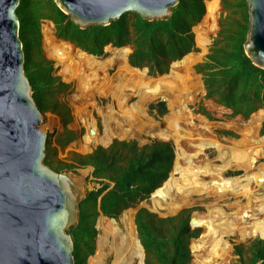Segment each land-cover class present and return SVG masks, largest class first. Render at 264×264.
I'll return each instance as SVG.
<instances>
[{
    "label": "trees",
    "instance_id": "trees-1",
    "mask_svg": "<svg viewBox=\"0 0 264 264\" xmlns=\"http://www.w3.org/2000/svg\"><path fill=\"white\" fill-rule=\"evenodd\" d=\"M205 1L207 0H179L167 21L147 22L137 15L125 14L109 26H91L84 30L73 25L52 0L19 2L16 16L24 58V75L30 84L32 98L38 110L42 114L55 115L62 127L60 134H46L44 164L57 173L91 167L92 177L100 185L97 190L87 192L79 206L78 224L67 233L73 245L74 264H86L87 257L93 255L96 237L94 219L98 211L103 218L115 219L123 210L148 198L166 181L172 168L174 152L167 142H153L141 148H137L134 142H114L107 150L98 147L89 155H73L67 160L57 158L59 150L76 140L75 133L67 128L72 121L70 109L64 101L59 100V97L68 94L70 85L52 76L53 62L46 59L40 48V22L50 21L56 38L91 56H102L103 48L108 45L113 48L129 46L131 52L127 57V65L133 71L140 75H162L167 73L172 62L179 61L193 50L191 28L204 15ZM229 1L219 0L221 8L230 9ZM232 2H235V7L240 11L239 21L229 30L217 33V39L204 61L195 66L194 70L201 75L204 98L227 110L232 119L243 122L256 110L264 109V70L253 66L243 52L242 45L248 30L245 0ZM43 33L51 35L46 24ZM125 51L127 50L107 48V59H112L101 63L99 61L102 59L85 57V65L92 71L104 72L105 67L117 66ZM149 109L157 110L160 116L166 112L163 102L151 105ZM201 113L209 118L204 111L201 110ZM194 121L206 130H211L201 117ZM254 122L257 124V120H254L249 122V126L255 127ZM260 132L264 134V119ZM109 142L104 138L100 139L102 145L107 146ZM104 180L113 184L110 189ZM249 212L246 211L241 216L243 222H247V218L251 216ZM188 224L187 213L168 219H156L145 209H140L134 215L139 242L146 256H153L158 264L188 262V240L197 234V231L189 230ZM142 248L136 239L139 256L140 251L143 254ZM97 249L99 252L90 258L92 264L102 263L104 251L99 244ZM233 254L237 259L232 264H264V240H254L245 249L242 245H235Z\"/></svg>",
    "mask_w": 264,
    "mask_h": 264
},
{
    "label": "water",
    "instance_id": "water-1",
    "mask_svg": "<svg viewBox=\"0 0 264 264\" xmlns=\"http://www.w3.org/2000/svg\"><path fill=\"white\" fill-rule=\"evenodd\" d=\"M19 2L0 0V264H74L67 233L78 224L80 203L93 189L83 191L82 178L54 172L44 164L46 129L40 127L45 114L36 107L24 75L16 16ZM52 2L84 30L109 26L125 14L147 22L167 21L179 0ZM245 3L248 30L243 52L253 66L264 70V0ZM193 221L191 217L189 224ZM258 237L264 240V235Z\"/></svg>",
    "mask_w": 264,
    "mask_h": 264
},
{
    "label": "rangeland",
    "instance_id": "rangeland-1",
    "mask_svg": "<svg viewBox=\"0 0 264 264\" xmlns=\"http://www.w3.org/2000/svg\"><path fill=\"white\" fill-rule=\"evenodd\" d=\"M229 2H230L229 3L230 9L224 10L221 8L219 0L205 1L204 2V7H205L204 15L202 16L200 21L191 28V33L193 34L194 48L191 52L186 54L183 58L187 56H191V55H196V56L200 55V58L198 61L193 63L189 71L191 75L190 83L191 85L196 84L197 88L193 91L190 90L191 93L188 95V101L185 107V113H186V116L189 117L195 125H197L198 123L195 122L194 119L197 120L199 117L204 119L211 128L209 132L211 133L212 137L214 139H217L219 142H221L224 145H226L224 141L239 142L242 138H246L248 140L255 141V142L258 141L264 145V134H261L260 132L261 123L264 119V109L256 110L243 122L241 120L238 121L237 119H232L230 117L231 116L230 113L227 110H224L223 108L215 105L211 100L204 98L205 91L203 88V82H202L201 75L197 74L194 70L195 66H197L198 64H201L204 61L205 56L208 54L209 49L212 47V44L214 43V41L217 39V33L222 30H229V28L232 25H234L235 23L239 21L240 11L235 7V2H232V0H230ZM44 24L49 26V29L51 30V35L48 33H43ZM201 27H207L208 32L205 35H203L202 38L198 39L197 30H199ZM40 33H41L40 48H41L42 54L46 57V59L53 62L52 76L54 78L60 79L61 82L70 85V90L68 94H66L63 97H59V100L64 101L70 109L72 121L68 125L67 128L75 133L76 140L70 143L63 150H59L57 152V158H59L60 160H67L73 155H80V156L88 155L92 153L94 149L98 147L104 150H107L108 148H110V146L113 145L114 142H117V143L134 142L137 148L150 145L153 142H167V143H170L171 148L174 152L173 142L171 140H162L156 137V134L159 132V129H156V127H154L156 124L160 123L162 119H164L169 114V108H168V104L166 102L165 97H160V98L150 100L144 105L145 118L147 121H149V123L148 122L147 123L150 126H146V128L138 129L132 123L127 124L126 122H123L121 123V127H118L117 126L118 124L114 121V119L116 118V116L120 115V112L118 111L116 103L111 98L104 97V96L103 97H100V96L91 97L89 94H86V95L83 93L81 94L79 91H77L78 84L75 81H66L64 78L61 77L62 76L61 68L63 66L61 62L66 57L73 56L75 52H78V51H76V49L72 45L68 44L67 42H64L56 38V36L54 35L55 34L54 28H53V34H52L51 24L46 20H42L40 22ZM107 48L116 49V50L126 49L127 51L124 52L123 54L124 57L119 61L118 65L124 61L127 64V57L131 52V49L129 46H125L122 48H113L110 45L105 46L103 48V55L100 57H95L97 59H102L99 62L105 63L106 61L112 59V58L107 59L109 57V53L105 52ZM80 54L83 56V66L85 69V66H86L85 57L87 58L89 57L85 56L82 53ZM183 58L180 59V62L182 61ZM173 64L174 62L170 64L168 71L165 74L154 75V76L146 75L147 78H151V79H144V77H142L140 74L135 72L138 75L139 79H141V85L137 87H134V86L131 87V86L125 85V88L122 92L123 96H133V98H130L129 102L127 103L128 106L126 105L125 109L132 108L136 104L137 99L134 97L138 96L139 94L144 92L146 89H148L149 87L148 84L151 81L157 80L161 77H168L170 75V68ZM117 66L110 67V68L105 67V71L103 73L106 74L108 78H111L113 74L115 73ZM87 71H90V70H87ZM114 85H115V82L113 83V86ZM76 96L81 97L80 104L82 102L81 104L82 107L79 110L81 111L83 109L81 112L86 115V118L88 121L87 123L94 125L93 126L94 127L93 138L87 145L84 144V140H83L87 130L82 124V122L80 121L79 119L80 115H78L77 109L74 107L73 102H72L73 98L74 100H76ZM160 102L164 103L165 110H166L165 114L162 116L157 114V110L149 109L151 105L155 106L156 104ZM201 110L204 111L208 115L209 118H206L201 113ZM254 120L255 121L257 120V124L256 122H254L255 127L249 126V122L254 121ZM199 126L203 127L201 126V124L198 125V127ZM44 128L46 129V134H53L55 132L57 134H60L62 132V127L59 123L58 118L55 115H52L50 113H46L43 117V123L40 127V130L43 131ZM101 138H104L110 141L109 144L107 146L100 144ZM205 155H207L208 159L210 158L209 161L211 163L213 162L212 163L213 166L215 165L216 167H220V166H223L225 163V160L223 161V160H219L216 158L217 155L213 149H206ZM122 165H125V163L122 162ZM172 170H173V166L171 168V171L168 174V177H167L168 180H169L170 175L172 174L171 173ZM248 171L250 172V174L242 170H239L236 166L232 164L228 168V170L224 172L223 179H238L240 181V185L242 186V185H245V181H244L245 176L249 177L254 174L258 175L260 171L261 173L264 174V154L263 153H261L260 157L257 158L256 163ZM66 173H63V174H66ZM90 173H91L90 168H79L71 172L72 175L83 179V183H84L83 191H86V189L88 188L97 190L100 186L99 184L95 183L91 179ZM245 173L246 175H244ZM259 178H263V176ZM262 182H264V180ZM249 184H250V187L252 186L254 187V185L251 182ZM110 186H112V184H110ZM162 186H163V183L161 184L160 188ZM174 196H171V198L173 197L172 199L170 198L172 200L171 202L169 201L165 202V205H167V209L164 208L163 210H160V211L152 210L153 205L151 203V197L149 196L148 198L144 200L138 201L134 205V207H130V208L123 210L115 219L103 218L98 212L97 216L94 219V227H96L97 229L96 237L94 239V244H93L94 251H93V255L87 257L86 264H92L90 258L93 257L94 254H97V252H99V250L97 249V245L102 240L103 230L106 229L108 225H111L113 223H118L124 214H127L129 217H131V226L133 230V236H134V241H135L134 246H135V251H136V257L134 259L133 264H158L153 256L147 257L144 251H143V254L140 251L141 256H139L137 249H136L137 231H136V227L134 226L133 220H134L135 213L140 209H145L149 214L154 215L156 219L173 218V217H176L180 213H182L183 215L187 213L188 220L192 217L194 221L188 224L189 230L197 231V234L195 237H191L188 240L189 260L186 264H196L195 259H193V256H192V248L195 245L205 244L204 240L206 239V231H205L204 223L209 214L208 210L211 209V208H208V204L211 201H207L205 197L203 196L198 197L195 195L191 197L192 199H190L189 203L185 204L186 206L176 205L177 201L175 200ZM227 201L220 202L219 205H215L213 207V208L215 207L219 208L221 211H223V213L226 216H228L225 218V220L231 221L232 228L224 232L222 230H219V228L217 227L214 229L216 235L214 236L213 244L215 245V247H217V244H219L222 248L221 253L224 252V254L222 253L221 255L220 253L221 258L214 259L213 261L210 260L209 261L211 262L210 264H232L237 259V256L233 254V247L235 245H242L243 248L245 249L246 247H248V245L251 242L259 239L258 237L259 234L264 233V190L262 188L260 187L256 188L253 192H250V194H248L247 196H239L237 198L232 197L230 198L228 202ZM227 207H229V209ZM260 209H262L263 211H260ZM246 211H250L249 214L251 216L247 218V222H243V220L241 219V216H243V214ZM215 222L217 224L219 220H216ZM217 237H218V240L216 239ZM215 240L218 242H216ZM222 243L224 244L222 245ZM102 250L104 251L103 252L104 256L101 253L103 257L101 264H104L106 260V252L104 248H102Z\"/></svg>",
    "mask_w": 264,
    "mask_h": 264
},
{
    "label": "bare ground",
    "instance_id": "bare-ground-1",
    "mask_svg": "<svg viewBox=\"0 0 264 264\" xmlns=\"http://www.w3.org/2000/svg\"><path fill=\"white\" fill-rule=\"evenodd\" d=\"M207 32V27H201L197 30L198 39L202 38ZM80 53L79 51L75 52L73 56L63 59L61 62L63 65L61 77L66 81H75L78 84L77 91L81 94H89L91 97L104 96L111 98L116 103L120 112V115L114 119L118 127H121V123L123 122L127 124L132 123L138 129L150 126L148 124L149 121L145 118L144 105L150 100L165 97L169 114L154 127L159 129L156 137L173 142L174 163L169 180L152 195V210L160 211L164 208L167 209L165 202H171L173 198L171 196L174 195L177 201L176 205L189 203L190 199H192L191 197L195 195L198 197L203 196L207 201H211L208 204V208L211 209L208 210L209 214L204 223L206 231L205 244L195 245L192 248V256L196 264H210V260L213 261L214 259L221 258V246L217 244V247H215L213 244L214 236L216 235L214 229L217 227L224 232L230 230L232 224L230 220H225L228 216L223 211L213 207L219 205L220 202L229 201L232 197L247 196L256 188L260 187L264 190V182H262L264 174L261 171L258 175L245 176V185L242 186L238 179H223V174L232 164L239 170L250 174L248 170L256 163L261 153L264 154V145L258 141L255 142L246 138H242L239 142L224 141L226 144L224 145L217 139H214L208 130L204 127H198L186 116L185 107L188 95L191 93L190 90L193 91L197 88L196 84L191 85L190 83L191 75L189 71L193 63L199 60L200 55L187 56L181 62L174 63L170 68V75L168 77H161L151 81L148 84V89L134 97L137 99L136 104L132 108L125 109L130 98H133V96H123L122 92L125 85L131 87L141 85V79H139L135 71L124 61L116 67L117 69L113 76L108 78L100 70L92 71L86 66L85 70L83 56ZM114 82L115 85L113 86ZM80 98L76 96V100L73 98L72 102L77 109L78 115H80V121L87 130L83 138L84 144L87 145L93 138L94 125L87 123L86 115L81 112L83 109L79 110L82 107ZM206 149H213L217 155V159L225 160L224 165L220 167L213 166V162L211 163L209 161L210 158L208 159L207 155H205ZM262 176L263 178H259ZM257 180H260V182H257ZM250 182L254 187H250ZM227 208L229 209V207ZM216 220H219L217 224ZM261 235H264V233L259 234V236ZM216 239L218 240V237ZM134 244L131 217L124 214L118 223L108 225L102 232V240L99 242V245L106 252L104 264H133L136 257ZM222 253L224 254V252Z\"/></svg>",
    "mask_w": 264,
    "mask_h": 264
},
{
    "label": "flooded vegetation",
    "instance_id": "flooded-vegetation-1",
    "mask_svg": "<svg viewBox=\"0 0 264 264\" xmlns=\"http://www.w3.org/2000/svg\"><path fill=\"white\" fill-rule=\"evenodd\" d=\"M75 48V47H74ZM76 49H78V48H76ZM80 50V49H79ZM82 51V50H81ZM109 149V148H108ZM92 153H93V151H92ZM92 153H90V154H92ZM89 155V154H88ZM85 168H90L91 169V173H90V177H91V179L95 182V183H97V181L92 177V173H93V168H91V167H85ZM77 170V169H76ZM104 183H106V184H108L109 185V188L108 189H110L112 186H110V184L111 183H109L108 181H106V180H104ZM113 185V184H112ZM99 188H100V186H99Z\"/></svg>",
    "mask_w": 264,
    "mask_h": 264
}]
</instances>
